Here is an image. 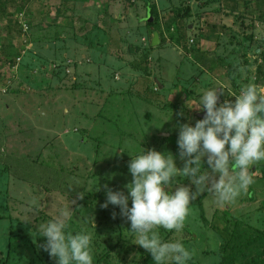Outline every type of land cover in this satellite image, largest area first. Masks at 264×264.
Listing matches in <instances>:
<instances>
[{
	"label": "rangeland",
	"instance_id": "1",
	"mask_svg": "<svg viewBox=\"0 0 264 264\" xmlns=\"http://www.w3.org/2000/svg\"><path fill=\"white\" fill-rule=\"evenodd\" d=\"M8 1L15 6L5 13L15 10L21 29L8 32L0 19V59L16 56L0 62V264H56L36 233L61 209L70 213L69 234L91 233L94 264H154L119 207H101L105 185L127 193L130 154L141 147L170 152L182 166L177 125L203 118L186 107L198 92L221 86L223 103L248 83L264 91V0ZM180 5L190 8L180 22L186 48L205 34L203 50L218 42L214 51L229 70L201 66L182 47L167 16ZM148 13L158 15L156 25ZM250 173L254 183L236 201L219 205L201 194L184 228H159L161 239L181 241L189 264H220L215 224L242 245L245 264H264L263 255L253 259L264 252V161ZM241 222L247 231L236 237Z\"/></svg>",
	"mask_w": 264,
	"mask_h": 264
},
{
	"label": "clouds",
	"instance_id": "2",
	"mask_svg": "<svg viewBox=\"0 0 264 264\" xmlns=\"http://www.w3.org/2000/svg\"><path fill=\"white\" fill-rule=\"evenodd\" d=\"M224 91L215 86L198 92L194 102L187 100V108L203 111L204 116L194 125H177L182 166H177V157L170 152L141 147L132 155L123 149L132 157L127 193L105 185L101 207H119L120 215L130 222L134 243L151 254L154 264H189L191 251L179 240L163 241L157 229L180 232L190 204L203 193H212L219 205L233 203L254 183L250 169L264 161V91L248 83L238 94L227 93L234 100L219 103ZM181 178L190 181L195 190L181 183ZM24 220H30V215ZM69 220V211L61 209L38 225L36 234L45 238L42 249L56 264H94L91 233L69 234Z\"/></svg>",
	"mask_w": 264,
	"mask_h": 264
},
{
	"label": "trees",
	"instance_id": "3",
	"mask_svg": "<svg viewBox=\"0 0 264 264\" xmlns=\"http://www.w3.org/2000/svg\"><path fill=\"white\" fill-rule=\"evenodd\" d=\"M240 1L241 0H232V5H238V3H240ZM7 4L15 6L14 3H12L8 0H4V1L0 0V19L1 18L5 19V23H6L5 26L8 30V32L11 31V29H15V31L17 29H21L19 24H18L17 18L14 17L16 15L15 10L13 12L5 13ZM152 5H150L151 8L154 7ZM242 5L244 7H246L247 1L244 0V3ZM254 6H255L254 10L252 8H250V11L255 12L257 10L258 4L256 3ZM147 8L150 9L149 6ZM16 9L19 11L21 10L20 8L18 9V6L16 7ZM173 9L176 11L171 10L170 11L171 13L168 14L167 16L169 19L172 18L171 25H176L175 29L178 31V35L180 36L179 37L180 42L183 44L182 47H184L193 56L192 57L193 60L194 61L197 60L198 63L200 62L202 64H204V63H207L208 65L215 64V65H217V68L229 70L230 65L228 63H226V61L222 57H220L219 54H217L214 51L213 46L217 45L218 42L213 43V46L211 43L212 48H210V46H209L208 48H205V50H203L201 44L204 45L206 43V41H204V40H206V39H204L205 34L203 35V34L199 33L198 37L201 38V40L200 39H199V41L197 40L193 48H191V49L186 48V45L183 43L184 41H186V38H185L186 26H184L181 23H182L183 18H185L188 15V13L190 12V8L187 5L186 6L180 5L179 8H173ZM262 15L263 14L257 15V17H259L258 18L259 20H260V17H262ZM147 17H148L146 19L147 24H149V25L155 24L156 25L155 20H157V18H158V15L156 13L155 14L153 13V15L148 13ZM263 21H264V19H263ZM211 26H213V25H211ZM157 30H158V28H157ZM208 30H212V28L211 29L208 28ZM205 45H206V47L208 46L207 44H205ZM17 54H18V52H17ZM19 54H20V52H19ZM15 57L10 55L5 60L3 58L0 59V62L1 63L5 62L7 64L14 63ZM261 68L262 67H259V70H261ZM239 225H240L239 230H238L239 234H237L236 237L237 236L243 237L245 235V231H247V229H246L247 224H246V222H241ZM213 227L220 234H222V243L220 244L221 245V251H220L221 261H220V264H245V260L240 259L241 258L240 252L243 251L242 245L235 244V241H233V239L231 238V234H230L231 232H228V231L221 232L220 230L217 229V226L215 224H213ZM241 232H242V234H241ZM262 255L264 256V252L262 254H256L255 256H253V259L255 257L260 258Z\"/></svg>",
	"mask_w": 264,
	"mask_h": 264
},
{
	"label": "water",
	"instance_id": "4",
	"mask_svg": "<svg viewBox=\"0 0 264 264\" xmlns=\"http://www.w3.org/2000/svg\"><path fill=\"white\" fill-rule=\"evenodd\" d=\"M158 42H159L158 34H157V32H154V33H153V38H152V40H151V44H152V45H155V44H157Z\"/></svg>",
	"mask_w": 264,
	"mask_h": 264
},
{
	"label": "crops",
	"instance_id": "5",
	"mask_svg": "<svg viewBox=\"0 0 264 264\" xmlns=\"http://www.w3.org/2000/svg\"><path fill=\"white\" fill-rule=\"evenodd\" d=\"M197 64H199V63H197ZM199 65H201V64H199ZM202 66V65H201Z\"/></svg>",
	"mask_w": 264,
	"mask_h": 264
}]
</instances>
